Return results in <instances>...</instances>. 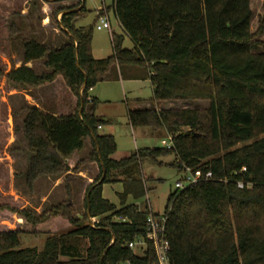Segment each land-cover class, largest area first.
<instances>
[{
  "label": "trees",
  "instance_id": "1",
  "mask_svg": "<svg viewBox=\"0 0 264 264\" xmlns=\"http://www.w3.org/2000/svg\"><path fill=\"white\" fill-rule=\"evenodd\" d=\"M47 1H77L56 14L83 4ZM112 9L125 36L113 34L111 57L94 59L93 27L76 28L78 15L70 14L57 22L66 43L55 47L26 41L24 65L8 73L0 70V78L15 88L54 84L69 103L74 100L71 111L61 115L29 105L21 110V131L31 152L26 186L33 190L41 178L65 176L67 200L39 216L0 206V213L19 221L18 228L0 231V264H156L150 243L141 255L128 247L146 236L148 207L141 212L127 202L141 201L149 191L142 160L169 155H175L173 167L180 171L186 166L214 177L169 196L164 213L170 264H264V43L255 39L264 30V18L253 34L250 0H114ZM125 37L133 49L124 48ZM42 60L49 73L37 75L26 66ZM115 67L120 72L144 69L156 105L207 101L209 108L128 109L132 128H149L154 135L165 131L174 146L138 150L115 161V139L99 133L107 123L95 116L99 101L90 98ZM88 139L91 154L71 170L68 160ZM88 164H97L99 174L85 192L78 217L70 185L78 178L68 173ZM103 170L105 180L91 191ZM115 183L123 184L120 208L103 198V187ZM239 183L251 188L239 189ZM90 219L99 222L92 227ZM66 228L71 230L56 234ZM25 234L46 235L42 251L22 249L20 236ZM82 241L88 243L85 253L79 247Z\"/></svg>",
  "mask_w": 264,
  "mask_h": 264
},
{
  "label": "rangeland",
  "instance_id": "2",
  "mask_svg": "<svg viewBox=\"0 0 264 264\" xmlns=\"http://www.w3.org/2000/svg\"><path fill=\"white\" fill-rule=\"evenodd\" d=\"M70 2L0 0V70L8 73L10 66L15 67L16 62L13 57L16 61L19 59V48L26 41H36L59 47L61 43H52V37L55 34L63 38L57 24L58 20H61V15L56 13L62 8H70ZM250 4L253 12L251 31L253 34H257L264 18V0H250ZM112 5L113 0H86L85 11L81 13L77 23L76 19L74 20V23L81 27H93V42L91 46L94 59H106L113 54L112 34L102 29L99 18L96 15L99 9L103 8V6H107L110 9V21L114 35H124L123 29L114 15ZM255 39L264 43V30L256 35ZM124 48L133 49V44L127 37H125ZM127 68L123 69V72ZM130 70L138 74L132 80L104 82L96 86V93L105 101L97 104L95 113L98 118L107 123L102 126L103 130L99 131V133L114 137L116 153L112 156V159L115 161L128 158L138 150L164 148L162 141H168L169 137L165 131H161L159 133L160 136H155L149 128H132L127 117V104L131 110L152 107H155L156 110H205L209 108V102L207 101L166 102L156 105L151 101L154 97L153 86L151 81L146 78L145 70L142 68H130ZM118 77L120 78V76ZM12 88L14 89L10 83L4 78H0V206L8 205L19 210L27 209L39 216L37 210L56 205L41 206L37 203V199L32 196L35 192L34 188L33 190L29 189L30 191L25 189V187L22 188L21 182L18 181V174H22L26 170L28 163L26 156L28 147L21 131L22 121L25 116L21 113V110L27 102L24 100V93L18 94ZM61 93L56 95L57 100L59 97L61 100L59 102H61L63 107H66L69 99L61 95ZM48 95H50L49 92L42 95L43 101H46L47 104L50 101ZM96 95H93V97ZM242 146L244 145H239L238 148ZM175 163H177L175 155L162 156L157 160L144 158L141 162V167L149 191L147 196L139 202L129 198L127 205L134 204L139 207L141 212H145L149 204L154 214H163L167 207L169 196L177 191L176 184L185 177L184 172L173 167ZM120 180L122 181L123 178L119 177ZM77 185L79 186L80 184ZM78 189L80 190V188ZM78 189H76L75 194H78ZM122 192V183L108 184L104 186L103 198L120 208L119 195ZM55 194L56 196L65 195L63 185L58 188ZM17 196L21 198H17ZM74 206L75 214L83 212L82 197L75 200ZM18 222L17 217L0 213V231L8 228H18ZM59 223L61 227L63 222ZM25 226L27 225L25 224ZM69 230L71 228L60 230L56 234H65ZM46 238V235L40 234L22 235L20 236L22 249L42 251ZM79 247L85 253L88 243L82 241ZM135 252L138 255L142 254L139 250Z\"/></svg>",
  "mask_w": 264,
  "mask_h": 264
},
{
  "label": "crops",
  "instance_id": "3",
  "mask_svg": "<svg viewBox=\"0 0 264 264\" xmlns=\"http://www.w3.org/2000/svg\"><path fill=\"white\" fill-rule=\"evenodd\" d=\"M70 3H71L70 6L72 7V6H75L77 4V1H71ZM85 3H86V0H85ZM113 3H114V0H113ZM75 9H77V8H75ZM107 9H109L107 6H103V8L99 9L97 11V13H96L97 17L99 18L100 14L102 12H106ZM72 10H74V9H72ZM67 11H69V10H67ZM81 11L77 12V13H73V14H77L78 15L75 18L76 19L75 20L76 23L80 19L79 17L81 15ZM64 12H66V11H64ZM62 13L58 14V15H61V18L63 17ZM108 15L110 17V11L108 12ZM58 22H60V21L58 20ZM75 27L76 28H84V27L79 26L78 24H75ZM52 43H54V44L55 43L56 44L57 43H61V45H62L64 43H66V38L64 36H63V38H60V37H58L55 34V36L52 37ZM47 45H50V44H47ZM23 54H24V49H23V45H22L19 48V54H18L19 59L16 61L14 59V57H13V60L16 62L15 67H11L10 66L8 72L12 71L13 69H18V68H20V67H22L24 65V63H23ZM92 55H93V48H92ZM26 66L28 68L33 69L36 72L37 75H42V74H46V73L50 72V70L47 69L44 66V61L43 60L39 61V62L30 63V64H28ZM125 74H126V77H125ZM137 75L138 74L133 73L130 70V68H127L125 72H120L119 68L115 67V68L111 69V71L107 75V77L102 82H100L99 84L104 83V82H110L111 83V82H115V81L118 82V81H123V80H132ZM118 76H120V78ZM142 76H143V74H142ZM143 77H145V75ZM96 89H97V87H95L90 92V98L91 99H97L99 101V103L101 104L103 101H105V99H101L99 97L98 93H96ZM13 91L18 93V94L24 93V100H25V102H27L26 105L36 106V107L42 109L44 112H51V113H55L57 115H61V114L69 113L71 111V109L73 108V103H74L73 99H72V103H68L66 107H63L62 104L59 105V103H60L59 101H61V100H60L59 97H58V100H57L56 95H58V93L56 92V86L54 84L53 85L51 84V85L42 86V87H39V88H36V89H31V90H24V89H21V88L17 89V88L14 87ZM48 92L50 94V95H48L49 98H50V101L48 102L49 104H47L46 101H43V98H42L43 93H48ZM93 95H96V96L93 97ZM87 109H90V106H88ZM128 109H130V108H129V105L127 104V113H128ZM95 116H97L96 113H95ZM127 117H128V115H127ZM101 128L102 129H100L99 131L103 130V127H101ZM158 135L160 136V134H158ZM159 136H157V137L159 138ZM91 151H92V146H91L90 140L88 139L85 142L84 149L80 153L74 154L68 160V164H69L71 170H73L78 165V163L80 161L85 160L86 158H88L89 155L91 154ZM30 154H31V152L28 149L27 153H26L27 161L29 160ZM27 167H28V163H27V166L25 168L26 170L22 174H18V176H17L18 177V181L21 182V185H22L21 187L22 188L25 187V189H28V187L26 186V183H25V179H24V175L26 174ZM68 174H71L72 176L78 178V179H76V180H74V181H72L70 183V185L72 187V190H73V194H72L73 201L75 202V200L77 198L82 197V202H83L84 201V197H85V192H86L87 188L94 182V180L96 179V177L99 174L98 165L97 164H88L86 166H83L78 173L69 172ZM19 177H20V180H19ZM65 183H66L65 182V176H62V177H59V178H54V177L41 178L35 183V186H34L35 192L33 193L34 195H32V196L37 199V203H39L41 206H43V205L51 206L53 204L54 205H58L61 202H64V201L67 200L66 194L64 196H63V194H62V196H56V194H55V192L58 190V188L61 185H63V188L65 189ZM77 184H80V185L78 186ZM76 185L78 186V188H80V190L77 188ZM76 189L79 190L78 194H75ZM103 191H104V187H103ZM30 194H31V192H30ZM17 198H21V197L17 196ZM136 202H139V201H136ZM46 209H48V208H46ZM46 209L37 210L38 211L37 214L41 215ZM82 214H83V212L82 213L77 212L75 215L76 216H81Z\"/></svg>",
  "mask_w": 264,
  "mask_h": 264
},
{
  "label": "built area",
  "instance_id": "4",
  "mask_svg": "<svg viewBox=\"0 0 264 264\" xmlns=\"http://www.w3.org/2000/svg\"><path fill=\"white\" fill-rule=\"evenodd\" d=\"M99 21L102 29L107 30L113 35L109 15L107 13L104 15L100 14ZM100 129L101 127H99V130ZM162 146L166 149H171L174 146L172 136L168 137V141H162ZM244 171L246 170L244 169ZM182 172L185 173V177L175 186L176 190L179 191H184L201 182H211L214 180L212 172L204 173L202 170H192L186 166H184ZM245 187L250 189L251 185H245L243 183L238 184L239 189L243 190ZM147 207L148 216L146 220V236L136 240L135 243L129 244L128 247L134 251L139 250L143 254L147 250V243H150L154 250L157 261L156 264H170L171 246L167 235L168 215L165 213L161 215L154 214L149 204ZM98 222V219H91L90 225L94 227ZM117 222L121 223L123 221L117 220Z\"/></svg>",
  "mask_w": 264,
  "mask_h": 264
},
{
  "label": "water",
  "instance_id": "5",
  "mask_svg": "<svg viewBox=\"0 0 264 264\" xmlns=\"http://www.w3.org/2000/svg\"><path fill=\"white\" fill-rule=\"evenodd\" d=\"M85 7V0H83V4H82V6L80 7V8H77V9H74V10H69V11H66V12H63L62 13V16H65V15H70V14H73V13H77V12H80L81 10H82V8H84ZM63 30H65L63 27H61ZM65 32H67L66 30H65ZM84 88H85V86L83 87V89H82V91L84 90ZM83 106H82V108H81V110H80V115L82 114V112H83ZM105 178H106V172H105V170H103V176H102V179L95 185V186H93L92 187V189H91V191L93 190V189H95L98 185H101L102 183H103V181L105 180ZM89 195H90V193H89ZM89 195H88V197H87V199L89 200ZM89 210H90V207H89ZM89 213V212H88ZM91 220V219H90ZM90 222V221H89ZM91 226V225H90ZM114 243V242H113Z\"/></svg>",
  "mask_w": 264,
  "mask_h": 264
}]
</instances>
